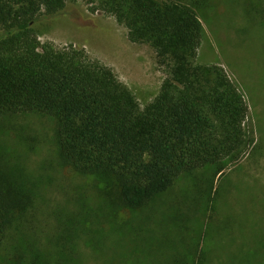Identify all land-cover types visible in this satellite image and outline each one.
Masks as SVG:
<instances>
[{
	"label": "trees",
	"instance_id": "obj_1",
	"mask_svg": "<svg viewBox=\"0 0 264 264\" xmlns=\"http://www.w3.org/2000/svg\"><path fill=\"white\" fill-rule=\"evenodd\" d=\"M77 1L0 0V249L9 245L23 264H124L123 254L111 251L125 240L124 227L114 224L120 211L151 208L184 175L214 169L220 180L230 164L264 154L246 128L250 110L238 85L221 65L201 60L200 14L214 0H86L92 12L126 28L131 43L155 50L166 77L145 106L85 49L41 43L36 25ZM251 1L259 10L253 24L264 27V0ZM44 119L56 124L53 140ZM38 156L42 172L69 170L83 179L75 188L81 209L79 200L64 209L55 234L32 230L43 189L26 174L27 163L14 161ZM88 189L94 194L86 198ZM219 198L209 202V240L219 233L210 229L219 223ZM193 203L201 214L203 206ZM101 225L106 232L96 231ZM208 254L183 253L169 264H209Z\"/></svg>",
	"mask_w": 264,
	"mask_h": 264
},
{
	"label": "rangeland",
	"instance_id": "obj_2",
	"mask_svg": "<svg viewBox=\"0 0 264 264\" xmlns=\"http://www.w3.org/2000/svg\"><path fill=\"white\" fill-rule=\"evenodd\" d=\"M237 1L214 0L213 8L205 15L200 14L206 32L200 49L201 60L205 64L221 65L238 85L250 110L246 128L262 146L264 27L253 24L251 14H258L259 10L256 11V5H250L251 0ZM260 10H264V5ZM36 30L43 44L51 43L58 49L71 45L85 49L91 58L110 67L142 106L159 94L166 75L158 64L155 50L149 45L131 43L126 28L103 12H92L86 0L69 3L63 13L41 20ZM44 125L47 136L52 139L55 122L44 119ZM43 160L38 156L30 158L29 163L23 159L14 161L21 166L27 163L26 174L43 189L39 211L32 212L30 223L33 231L39 227L48 235L55 234L64 209H73L79 201L77 207L81 209L83 198L77 195L79 188H75L83 179H72L69 170L65 174L56 171L55 175L52 171L42 172ZM224 173L220 180L215 177L214 169L193 177L184 175L151 208L120 211L114 224L124 227L125 240L121 238L123 242H118L111 251L123 254L124 264H141L142 260L144 264H169L180 259L183 253L197 258L202 251H208L209 264H264V154L232 163ZM92 194L88 189L84 196L88 198ZM217 194L219 223L210 229L215 232L218 228L219 233L209 240L206 238L212 217L209 202ZM203 199L208 200L202 205ZM192 203L198 208L203 206L201 214ZM249 214L253 217L251 224L247 223ZM105 228L95 226L96 231L106 232ZM101 242L105 246L103 239ZM109 242L115 243V240ZM0 264L23 263L19 253L6 245L0 249ZM93 264L97 263L93 261Z\"/></svg>",
	"mask_w": 264,
	"mask_h": 264
}]
</instances>
